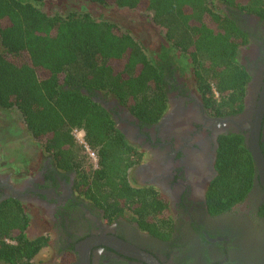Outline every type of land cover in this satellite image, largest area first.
Listing matches in <instances>:
<instances>
[{
    "label": "trees",
    "instance_id": "trees-1",
    "mask_svg": "<svg viewBox=\"0 0 264 264\" xmlns=\"http://www.w3.org/2000/svg\"><path fill=\"white\" fill-rule=\"evenodd\" d=\"M49 1L61 0H0V108L21 114L43 158L75 172L77 194L95 201L108 219L126 218L166 239L173 228L166 199L153 187L132 183L141 153L94 97L100 92L114 98L142 125L154 124L168 108L169 78L179 70L211 113L240 114L250 76L239 52L248 36L228 10L264 19V0H86L152 12L165 28V42L153 55L120 24L86 11L51 12L44 6ZM215 167L207 205L220 214L242 202L256 179L243 134L221 135ZM31 222L20 200L0 202L1 263L34 264L49 246L48 234L29 236Z\"/></svg>",
    "mask_w": 264,
    "mask_h": 264
},
{
    "label": "flooded vegetation",
    "instance_id": "flooded-vegetation-1",
    "mask_svg": "<svg viewBox=\"0 0 264 264\" xmlns=\"http://www.w3.org/2000/svg\"><path fill=\"white\" fill-rule=\"evenodd\" d=\"M228 14L248 36L239 52L250 76L240 114L211 113L192 80L179 70L169 78L168 108L154 124L142 125L114 98L100 92L94 97L140 151L131 181L155 188L166 199L173 222L170 236L156 237L126 218L108 219L95 201L77 194L75 172L58 170L40 150L29 172L27 168L14 177L6 166L0 170V202L18 199L59 231L55 256L38 258L53 249L50 241L34 264H80L77 247L91 238L120 239L158 264H264V186L257 176L248 196L230 210L213 214L207 205V190L217 175L219 138L228 133L245 137L259 108H263L260 144L264 149V19L236 8ZM89 254L90 264H148L103 241L92 245Z\"/></svg>",
    "mask_w": 264,
    "mask_h": 264
},
{
    "label": "rangeland",
    "instance_id": "rangeland-1",
    "mask_svg": "<svg viewBox=\"0 0 264 264\" xmlns=\"http://www.w3.org/2000/svg\"><path fill=\"white\" fill-rule=\"evenodd\" d=\"M44 6L51 12H59L62 15L74 11H86L96 18L114 21L144 43L149 55H153L165 42V28L154 20L152 12L102 6L86 0L49 1ZM38 152L40 145L28 132L21 114L16 110L0 108V170L4 165L16 177L33 166ZM27 209L32 219L29 236L48 234L53 244V249L43 251L38 258H52L56 254L57 242L60 240L58 229L35 209L29 207ZM0 264L4 263L0 262Z\"/></svg>",
    "mask_w": 264,
    "mask_h": 264
},
{
    "label": "water",
    "instance_id": "water-1",
    "mask_svg": "<svg viewBox=\"0 0 264 264\" xmlns=\"http://www.w3.org/2000/svg\"><path fill=\"white\" fill-rule=\"evenodd\" d=\"M263 117V108H259L256 111V115L252 121H250V126L247 129L248 134L245 135V142L247 147L249 148L251 155L253 157L255 168L257 172V178L264 186V153L261 148L260 138H261V121ZM228 121H233V119H229ZM226 122V121H223ZM245 129L243 128L242 131ZM104 242L109 246L114 247L115 249L134 257H139L146 261L148 264H158L155 259L139 250L138 248L116 238H105L104 240L100 238H91L87 239L84 242L80 243L78 248L80 264H90V254L89 249L92 245H95L100 242Z\"/></svg>",
    "mask_w": 264,
    "mask_h": 264
},
{
    "label": "built area",
    "instance_id": "built-area-1",
    "mask_svg": "<svg viewBox=\"0 0 264 264\" xmlns=\"http://www.w3.org/2000/svg\"><path fill=\"white\" fill-rule=\"evenodd\" d=\"M75 136L77 138V140L83 144L88 152V154L90 155V157L92 158L93 162L96 164L97 163V157L96 154L88 147V145L86 144L84 138H83V133L76 130L75 131Z\"/></svg>",
    "mask_w": 264,
    "mask_h": 264
}]
</instances>
